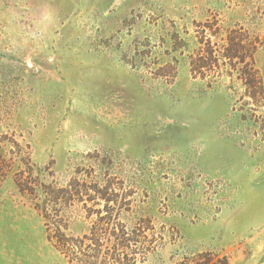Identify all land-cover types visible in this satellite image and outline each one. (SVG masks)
Segmentation results:
<instances>
[{"label":"rangeland","instance_id":"374dc122","mask_svg":"<svg viewBox=\"0 0 264 264\" xmlns=\"http://www.w3.org/2000/svg\"><path fill=\"white\" fill-rule=\"evenodd\" d=\"M233 29L263 39L264 0H0V136L45 183L119 190L158 238L141 264H264V106L190 67ZM256 62L264 80V43ZM0 239L15 264H68L10 178Z\"/></svg>","mask_w":264,"mask_h":264},{"label":"trees","instance_id":"16d2710c","mask_svg":"<svg viewBox=\"0 0 264 264\" xmlns=\"http://www.w3.org/2000/svg\"><path fill=\"white\" fill-rule=\"evenodd\" d=\"M227 42L224 52L216 54L209 39L206 54L199 53L200 49L190 56L193 77L218 87L227 75L233 87L243 88V97L251 98L244 105L264 106V80L256 62L264 38H253L249 29L244 33L233 29ZM222 68L227 74L220 71ZM216 69L219 73H212ZM8 138L0 136V188L10 178L34 201L44 219L48 241L68 264H141L156 250L158 238L149 234L150 220L128 216L131 203L119 190L110 184H88L77 177L61 186L45 183L29 157L26 161L20 156V144ZM5 143L14 147L7 148ZM182 264H228V258L207 251L186 258Z\"/></svg>","mask_w":264,"mask_h":264},{"label":"crops","instance_id":"0c3cea01","mask_svg":"<svg viewBox=\"0 0 264 264\" xmlns=\"http://www.w3.org/2000/svg\"><path fill=\"white\" fill-rule=\"evenodd\" d=\"M4 240L0 239V264H15L18 255L13 253H6L4 251Z\"/></svg>","mask_w":264,"mask_h":264}]
</instances>
